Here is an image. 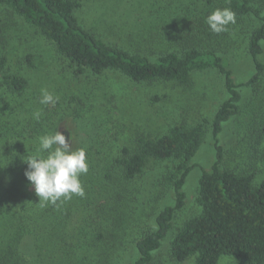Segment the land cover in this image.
<instances>
[{
  "label": "trees",
  "instance_id": "trees-1",
  "mask_svg": "<svg viewBox=\"0 0 264 264\" xmlns=\"http://www.w3.org/2000/svg\"><path fill=\"white\" fill-rule=\"evenodd\" d=\"M219 1L237 20L258 22L246 36L252 72L245 81L234 79L216 46L203 44L197 36L203 34L201 28L187 33L189 37L183 36L185 29L169 37L160 31L143 34L136 47L127 48L107 43L81 22L76 15L80 0H0V6L54 45L75 76L115 70L136 82L160 79L186 85L193 73L211 70L223 76L226 95L211 118L213 154L210 166L200 167L198 211L176 232L174 219L186 204L188 176L198 167L193 160L203 143V124L173 125L155 138L138 135L135 148L124 146L114 158L120 177L128 182L141 175L151 160L175 161L164 177L171 190L170 203L153 216L150 228L139 231L131 246L124 248L116 233L126 215L123 193L113 197L108 181L103 178L101 183L103 176L111 177L109 169L103 173L110 166L91 162L90 141L72 146L86 151L89 168L80 177L85 195L55 206L39 203L24 175L27 165L22 159L36 153L39 136L55 132L53 116L29 94L25 75L4 72L8 60L0 55V264H152L170 234L169 252L178 262L193 258L194 264H220L223 256H232L238 264H264V177L259 182L254 179L257 148L251 147L244 165L231 166L220 140L225 124L239 114L242 88H259L264 81V0ZM37 110L39 120L33 116Z\"/></svg>",
  "mask_w": 264,
  "mask_h": 264
},
{
  "label": "rangeland",
  "instance_id": "rangeland-1",
  "mask_svg": "<svg viewBox=\"0 0 264 264\" xmlns=\"http://www.w3.org/2000/svg\"><path fill=\"white\" fill-rule=\"evenodd\" d=\"M80 1L82 6L76 15L107 43L134 48L143 34L160 31L169 37L178 29H185L183 36L189 37L187 33H196L201 28L203 34L197 36L202 37L203 44L216 46L237 82L245 81L252 72L251 59L245 50L246 36L258 22L251 18L236 19L226 31L212 32L205 18L214 9L225 8L219 0ZM0 40V55L8 60L4 72L25 75L30 82L29 94L35 101L40 98L41 88L58 97L54 105H44L53 116L55 130L61 131L66 139L71 137V147L90 141L91 162L110 166L103 173L109 169L111 177L103 176L101 183L103 178L108 181L113 197L123 193L121 202L126 215L116 233L124 248L131 246L139 231L150 228L153 216L170 203L171 190L164 177L175 165L173 160H151L141 175L130 182L123 180L113 160L121 154L122 147L135 148L138 135L155 138L167 133L173 125L203 124V143L193 160L198 167L188 176L186 204L176 214L173 232L198 211L200 167L208 168L213 154L211 118L226 97L220 73L195 72L186 85L160 79L136 82L115 70L75 76L67 61L37 28L4 6H0ZM258 87L242 88L239 114L225 124L220 135L227 152L226 162L231 166L244 165L250 158L251 147L257 148L253 156L256 182L264 177L263 80ZM0 96H3L1 87ZM61 114L65 116L59 117ZM171 235L154 254L152 264H194L193 258L178 262L171 257ZM220 264H238V258L223 256Z\"/></svg>",
  "mask_w": 264,
  "mask_h": 264
},
{
  "label": "clouds",
  "instance_id": "clouds-1",
  "mask_svg": "<svg viewBox=\"0 0 264 264\" xmlns=\"http://www.w3.org/2000/svg\"><path fill=\"white\" fill-rule=\"evenodd\" d=\"M205 23L214 33L227 30L229 24L236 23V14L230 8H216L205 18ZM39 103L55 104V97L47 88H41ZM41 112L33 113L39 120ZM39 148L35 154L26 155L22 159L27 167L24 175L33 187L42 206L57 205L58 202L70 200L74 195L83 197L85 191L80 177L88 172L86 151L83 147L73 149L71 137L55 130L51 134H43L37 138Z\"/></svg>",
  "mask_w": 264,
  "mask_h": 264
}]
</instances>
